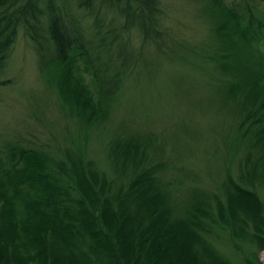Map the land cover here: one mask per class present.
Wrapping results in <instances>:
<instances>
[{
  "label": "trees",
  "instance_id": "trees-1",
  "mask_svg": "<svg viewBox=\"0 0 264 264\" xmlns=\"http://www.w3.org/2000/svg\"><path fill=\"white\" fill-rule=\"evenodd\" d=\"M208 3L227 44L222 55L240 75L228 90L235 95L225 97L244 115L231 143L233 157L248 149L242 177L229 173L225 197L195 187L178 204L176 178L160 177L134 135L107 146L114 176L82 153L64 166L46 148L0 146V264H235L210 240L221 233L244 264H263L264 196L256 187L264 185V0ZM171 27L162 0H0V85L23 31L39 69L55 74L83 125L95 126L149 49L173 50L163 39ZM236 238L255 243V253Z\"/></svg>",
  "mask_w": 264,
  "mask_h": 264
},
{
  "label": "rangeland",
  "instance_id": "rangeland-1",
  "mask_svg": "<svg viewBox=\"0 0 264 264\" xmlns=\"http://www.w3.org/2000/svg\"><path fill=\"white\" fill-rule=\"evenodd\" d=\"M162 5L172 26L163 39L175 51L165 55L149 49L145 63L140 61L110 104L108 117L95 126L83 125L75 104L61 95L55 74L39 69L36 51L22 31L3 77L9 80L0 85V146L46 148L64 166L82 153L114 176L107 146L117 136L134 135L151 162L159 164L160 177L176 178L171 188L175 203L183 204L195 187L206 196L225 197L229 173L242 177L248 152L241 146L232 156V136L244 115L225 95H235L228 90L240 77L237 65L222 55L227 44L213 30L208 0H162ZM258 146L251 148L255 156ZM256 188L264 196V185L257 182ZM210 240L235 264H244L230 234ZM236 240L242 251L255 253V243ZM257 253L264 264V248Z\"/></svg>",
  "mask_w": 264,
  "mask_h": 264
}]
</instances>
